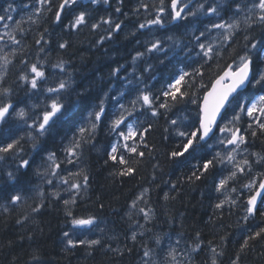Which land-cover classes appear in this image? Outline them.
Here are the masks:
<instances>
[{"label":"trees","instance_id":"1","mask_svg":"<svg viewBox=\"0 0 264 264\" xmlns=\"http://www.w3.org/2000/svg\"><path fill=\"white\" fill-rule=\"evenodd\" d=\"M186 1L185 13L196 11L200 4L204 11L172 21L170 0H164L163 24L150 25L148 21L159 15L160 0H109L108 4L76 0L62 11L59 5L63 0H46L43 5L39 0H0V21L11 27L5 36L0 34V72L7 57L10 63L3 87L9 88L11 95L0 100L10 99L15 107L0 126V143L11 137L19 139L21 145L19 152L0 160V264H144L145 248L162 264L169 245L190 250L197 233L201 250L191 253L184 264H212L213 259L216 264H232L237 255L239 264H264V234L255 237V232L264 228V200L254 215L246 211L254 186L264 178V161L257 163L258 156H264V131L237 108L238 103H250L264 95V87L248 86L223 115L222 127L239 128L245 135L246 143L239 149L233 151L226 143L230 132L220 139V125L209 142L200 141L184 156L171 155L182 150L184 137L177 133L199 127L201 100L228 64L235 66L239 57L248 53L254 62L253 75L264 70V24L255 16L251 26L244 22L254 0ZM210 6H218V14L208 15ZM57 11H61L59 22L55 19ZM81 12L86 24L71 29ZM108 19L120 23L121 29L115 31L102 23ZM234 21H239V28L229 40L223 39L222 29L211 28L214 23ZM92 24L99 27L93 29ZM140 24L145 27L141 29ZM201 32L205 35L197 40ZM13 37L19 43H14ZM157 41L160 49L147 51ZM61 43L68 47L61 49ZM200 43L214 46L213 59L207 63ZM253 43L255 49L251 48ZM138 53L143 55L136 58ZM37 61L43 65L45 77L32 89L19 77L31 76L30 65ZM57 64H62L63 71L55 67ZM197 68L203 75L187 76L180 86L187 96L181 98L177 93L173 100L163 95L181 71L194 73ZM62 80L68 84L65 90L58 94L47 91ZM145 94L153 100L151 108L140 99ZM52 98L63 104V114H58L55 125L39 136L28 125L46 110ZM193 99L197 103H192ZM101 102L104 111L96 121L94 113L100 110ZM164 103L169 107L160 106ZM20 109L25 111L24 119L16 115ZM153 110L156 116L151 115ZM234 114L240 116L239 121H232ZM121 116L123 123L113 130V122ZM173 120L176 124L171 123ZM92 123L97 125L94 132ZM128 125L137 135L125 141L119 133L127 134ZM81 127L88 129L84 139ZM74 140H80L81 146L74 149L77 155L71 156L67 149ZM126 143L135 146L137 152L128 151ZM113 146L117 148L114 154ZM51 153L59 168L48 160ZM111 155L117 159L112 160ZM121 156L128 161L126 165L119 164ZM229 156H235L232 162ZM21 160H28L29 166L19 167ZM209 160L212 164L205 171L203 165ZM244 160L249 164H243ZM127 167L133 172L119 175ZM9 172L13 173L11 179ZM194 172L203 173L200 180L192 178ZM233 172L235 177L229 178ZM84 175L88 177L86 186ZM222 179L227 183L218 190ZM76 183L79 189L71 187ZM248 184L252 187H246ZM14 195L20 196L16 203L11 202ZM72 198L75 203L66 206L64 201ZM221 202L223 207L217 208ZM36 208L39 211L34 212ZM141 208L151 210L149 220ZM73 217H92L94 224L74 228ZM65 232L74 242L98 239L100 244L65 250L69 238ZM245 240L248 246L241 251ZM213 248L219 255L212 252Z\"/></svg>","mask_w":264,"mask_h":264},{"label":"snow or ice","instance_id":"2","mask_svg":"<svg viewBox=\"0 0 264 264\" xmlns=\"http://www.w3.org/2000/svg\"><path fill=\"white\" fill-rule=\"evenodd\" d=\"M46 0H39V3L41 5L45 4ZM93 4L99 3L100 0H91ZM76 3V0H63V3L59 5V9L62 11L66 6H69L70 4ZM104 4H108L109 0H103ZM142 7L147 8V5H142ZM187 7V4L180 6V0H170V8L171 11L169 13L171 20L176 21L180 19H186L188 15L195 16L197 15L198 11H204V5L200 4L199 8L196 11H192L189 9L187 13H185L184 9ZM258 9V13L255 11ZM242 9L239 5H237L236 11L240 12ZM61 11H57L55 14L56 21H60L61 19ZM117 12H120V8H116ZM166 9L164 7V0H160V7L158 9L159 15L156 16L153 20L148 21L150 25H162L163 24V14L165 13ZM207 14H218V6L217 7H209L207 9ZM253 16L256 17V19L261 23L264 24V0H254L252 3V6L248 9V14L245 18V24H248L251 26V23L253 22ZM0 19H3V17H0ZM102 23L108 24L109 28L115 31H119L121 29L120 23H115L111 19L103 20ZM86 24V17L85 13L81 12L79 15L75 17L74 22L71 24V29H78L81 25ZM91 27L93 29H96L99 27L98 24H92ZM139 27L143 29L145 27L144 24H140ZM211 28L216 29H222L221 35L223 36L224 40H229V38L233 35V32L239 28V21H234L233 23H214L211 25ZM209 31L211 29H208ZM205 33L201 32L200 36L196 37L197 40L200 39V37L204 36ZM108 38H111L110 36ZM14 43H19V41L15 40L13 37ZM247 39V37L245 38ZM102 42V41H101ZM200 53L202 54L204 59V62L207 63L208 61L213 59V52H214V46L212 44L205 45L204 43H200L199 45ZM256 44H251V48L255 49ZM61 49H64L68 47L67 43H61L59 45ZM160 49L159 42L152 43L151 47L147 49V51L152 52ZM219 53H217L218 55ZM143 55V53H138L137 57ZM134 58V59H136ZM10 63V61L7 59V57H4V71L0 72V97L8 98L11 95V90L7 87H3L4 78L7 74V64ZM22 63H27V61H22ZM253 60L250 56V54L246 53L245 55H242L239 57L238 63L233 66L232 64H228L224 70L218 76L216 79L210 84L208 90L206 91L205 95L202 98V103L199 105L198 110V117H199V127L195 130L185 133L184 131H179L177 134L180 137H184V140L182 142V150L179 151H173L171 153L172 157H181L184 156L185 153L189 152L190 149L193 151L195 150V145H197L200 141H204L206 137L209 136V133L212 132L213 127L217 123V118L221 116L222 111H227V106H229L233 100H236L240 94V91L245 89L247 86L255 87L256 85H260L261 87H264V70H261L257 72L255 75H253ZM55 67L60 68L61 71H63L62 64H57ZM116 71H119L117 69ZM30 73L31 76L28 74L21 75L19 79L21 81H24L25 83H29L31 85L32 89H36L38 87V80H42L45 77V71L43 70V65L40 64L39 61L36 63H33L30 65ZM190 75H200L202 76L203 73L197 68L194 73H188L181 71L178 77H174V83L170 85V91H166L163 93L165 96H171L173 100L177 99V93L180 94V97L187 96V92H181L180 86L182 83H185V77ZM189 87H191V84H188ZM203 86V85H202ZM68 87L67 82L60 81L58 87H49L47 91L49 93H60L62 90H65ZM140 99L143 100L144 105H147L151 108L153 100L150 98L149 95L145 94L140 97ZM192 103H197L196 99L192 100ZM135 104V101L133 102ZM161 107L168 108L169 105L167 103L161 104ZM63 104H61L58 100V98H52L51 103L47 105L46 110L43 111V113L32 123L29 124V128H34L35 131L39 134V136H44L57 122V120L60 119V115H62V109ZM123 107V106H122ZM237 108L239 109L240 113L246 114L253 123H255L256 128L264 131V95L257 96L253 101L250 103L245 104H237ZM11 111H15V107L12 104L10 99H2L0 100V123H6L7 116L10 114ZM103 102H101L100 110L96 111L94 113L95 120L100 121L101 120V114L103 113ZM60 114V115H58ZM16 115L20 119H24L25 117V111L23 109H20ZM131 115V113H129ZM152 116H156L157 112L153 110L151 112ZM240 116L238 114H234L232 116V121H239ZM124 117L121 116L120 119H117L113 122L112 128L115 130L116 128H119V126L123 123ZM232 121H229L231 123ZM172 124H176V121L173 120L171 122ZM97 125L95 123L91 124V131L94 132ZM127 134H125L123 131L119 133V135L123 136L125 141H128L129 139H132L137 135V133L133 130V127L131 125H128ZM249 129L252 128V123H249L248 125ZM88 131V129L81 127L79 129L81 139H84V133ZM147 131V129L145 130ZM220 131L226 132L229 131L230 137L227 139L226 143L228 145H233V151H236L240 148L241 144L246 143L245 135L241 134V130L239 128H236L235 130L228 129L227 127L220 128ZM247 131V130H245ZM90 134V133H89ZM252 135L256 136V132L252 131ZM140 139H143V135H141ZM84 142H87L85 139ZM224 142L223 140L221 141ZM80 140H74V143L72 147L67 149L69 154L71 156H76L77 153L74 149L79 148ZM125 148H127L128 151L131 153H136L137 148L135 146H129L127 143L124 145ZM21 150L20 140L19 139H12L11 137L8 138L7 142L0 143V160L4 159L5 156L9 153H17ZM117 148L113 146L111 148V153H116ZM139 155L143 156V153H139ZM110 158L112 160H116L117 157L115 155H111ZM233 159L232 156H229V160ZM48 160L52 161L55 164V154L51 153L48 156ZM264 161V156H258L257 163ZM69 163H73L74 161L69 160ZM128 163L127 160L121 156L119 158V164L126 165ZM212 164V161L209 160L203 165V169L206 171L209 168V165ZM243 164L248 165L249 161L244 160ZM29 166L28 160H21V163L19 167L27 168ZM56 168H59V164H55ZM250 170V169H249ZM241 172L244 171L243 168L240 169ZM133 172V169L131 167L124 168L122 171L119 172V175L125 176L129 175ZM81 173H75L74 175H80ZM202 172L200 174L193 173L192 178L195 180H200L202 176ZM52 175H55L53 172ZM236 173L233 172L231 174V177H235ZM9 178H13V173H8ZM85 186L87 184L88 177L87 175H84L83 177ZM48 183H52L51 180L48 181ZM64 183H68L67 180L64 181ZM227 183V180H220L219 187L223 188ZM72 188L79 189L80 184L76 183L71 185ZM175 187V186H173ZM246 187L251 188L252 184L246 185ZM260 189H264V182L259 184ZM235 191V189H233ZM54 196H58V193H53ZM261 196L260 192H256L255 195L251 196L247 201V213L249 215H253L255 211L257 210V197ZM143 199V196L140 197ZM164 199L168 200V194L165 193ZM20 200V196L14 195L11 197V202L16 203ZM75 199L72 198L70 200H65L64 204L66 206L70 204H74ZM135 202H133V207H135ZM217 208L223 207V202L218 203L216 205ZM33 211H39L38 208L33 209ZM151 210L145 211L144 208L140 209V212L144 214L145 220H149V212ZM264 214V213H262ZM66 215L72 216L71 211H66ZM247 219V217H245ZM71 223L74 228H84L89 227L94 224V219L92 217L88 218H76L73 217L71 220ZM142 234V233H141ZM262 234H264V228H261L259 231L255 232V237H260ZM65 237H69L66 241V249L76 248L78 245H84L88 248H92L93 246H98L100 244V240L93 239V240H79L74 242L73 239L70 237V234L68 232L64 233ZM132 240H136V235H132ZM252 237H250L251 239ZM157 245L161 244V240L159 237L156 239ZM180 244V240H176V245L178 246ZM248 246V241L245 240L244 244L241 247V251H243L244 248ZM201 250V242L199 240V233L196 235V239L193 241V244L190 246L189 249H185L184 251H180L178 247H173L171 245L168 246L167 252L164 255L162 264H184L186 260L189 259L191 253L198 252ZM213 253H216V249H212ZM219 255V253H216ZM143 258H144V264H160V262L153 259V253L152 250L145 248L143 252ZM239 255H237L236 259L233 260L232 264H239ZM212 264H216L215 259H213Z\"/></svg>","mask_w":264,"mask_h":264},{"label":"water","instance_id":"3","mask_svg":"<svg viewBox=\"0 0 264 264\" xmlns=\"http://www.w3.org/2000/svg\"><path fill=\"white\" fill-rule=\"evenodd\" d=\"M182 1H183V0H180V3H181ZM186 8H187V7H186ZM186 8L184 9V11H186ZM247 87H248V86H247ZM247 87H246V88H247ZM246 88L243 89V90H241L240 92H243L244 90H246ZM10 112H11V110H10ZM224 112H225V111H222L221 116L217 118V123H216V125L213 127L212 132L209 133V136L206 137L205 140L202 141V142H204V143L208 142V141L212 138V136L215 134V132L217 131L218 125L220 124V122H221V120H222V118H223ZM0 125H1V123H0ZM262 182H264V179H263L260 183H262ZM256 192H260V193H261V196H258V197H257V205H256L257 210L255 211V213L258 211V208H259V206H260V204H261V202H262V200H263V198H264V189H260L259 186H258L257 190L254 192L253 195H255ZM253 195H252V196H253ZM255 213H254V214H255ZM254 214H253V215H254Z\"/></svg>","mask_w":264,"mask_h":264},{"label":"rangeland","instance_id":"4","mask_svg":"<svg viewBox=\"0 0 264 264\" xmlns=\"http://www.w3.org/2000/svg\"><path fill=\"white\" fill-rule=\"evenodd\" d=\"M188 2H187V4H188ZM10 28H11L10 27V23H5L4 21L0 22V34L1 35H3V32H4V36H5V33L8 32ZM223 127H225V126H223ZM223 127L221 125V128H223ZM228 129H229V127H228ZM227 133H229V131H226V132H223V133L221 132L220 139H225V136H226ZM229 137H230V135L228 136V138ZM229 147H231V149H233L234 146L233 145H229ZM232 157H235V156H232ZM230 161L232 162V159Z\"/></svg>","mask_w":264,"mask_h":264},{"label":"bare ground","instance_id":"5","mask_svg":"<svg viewBox=\"0 0 264 264\" xmlns=\"http://www.w3.org/2000/svg\"><path fill=\"white\" fill-rule=\"evenodd\" d=\"M246 1H247V0H246ZM246 1H245V2H246ZM243 2H244V0H243ZM232 102H233V101H232ZM201 103H202V100H201ZM201 103H200V104H201Z\"/></svg>","mask_w":264,"mask_h":264},{"label":"flooded vegetation","instance_id":"6","mask_svg":"<svg viewBox=\"0 0 264 264\" xmlns=\"http://www.w3.org/2000/svg\"><path fill=\"white\" fill-rule=\"evenodd\" d=\"M1 22H2V20H1Z\"/></svg>","mask_w":264,"mask_h":264}]
</instances>
